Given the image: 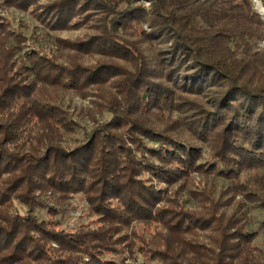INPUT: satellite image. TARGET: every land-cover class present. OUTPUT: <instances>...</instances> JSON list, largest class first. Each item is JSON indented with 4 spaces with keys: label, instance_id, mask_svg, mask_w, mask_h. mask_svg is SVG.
Masks as SVG:
<instances>
[{
    "label": "trees",
    "instance_id": "1",
    "mask_svg": "<svg viewBox=\"0 0 264 264\" xmlns=\"http://www.w3.org/2000/svg\"><path fill=\"white\" fill-rule=\"evenodd\" d=\"M30 8L47 29L29 35L32 50L10 17ZM1 11L0 264H114L106 252L136 243L160 264H264V19L252 0H0ZM47 191L63 207L82 195L95 227L62 233L30 216L43 201L27 195Z\"/></svg>",
    "mask_w": 264,
    "mask_h": 264
},
{
    "label": "rangeland",
    "instance_id": "2",
    "mask_svg": "<svg viewBox=\"0 0 264 264\" xmlns=\"http://www.w3.org/2000/svg\"><path fill=\"white\" fill-rule=\"evenodd\" d=\"M144 6H148V2L142 1ZM253 2V7L255 10H257L263 17L264 19V6L262 5L261 0H252ZM261 5V6H260ZM260 7V8H259ZM33 10V9H32ZM2 15L4 14V11L0 12ZM10 15V14H9ZM11 21L13 23V26H18L21 30H26L27 33H25L27 36H29L33 31H35V34H40L42 31H47L46 26L39 21L38 18L34 16L33 11H31V8L28 9V11H21V10H13L11 12ZM144 29H147L144 26ZM76 31V32H75ZM60 33V32H56ZM61 34V33H60ZM82 31L78 30H73V31H68L63 33V37H74V35L78 36L81 35ZM43 42H45V45L49 47V41L48 39H44L43 37H40L41 35H37ZM61 36V35H60ZM26 44L28 45V49L32 50L34 49V44H35V38L29 36V39L27 40ZM258 45V50L264 49V40L260 41L257 43ZM52 46V44H51ZM51 46L46 50L43 51L46 56H49L50 54L49 51L51 50ZM84 62L85 63H90L93 62V58L91 56H84ZM119 72H121V69H118ZM115 71V69H113ZM121 76L116 77L112 80H109L108 83L112 85L118 84ZM53 87L54 90L56 89L55 87L57 86H49ZM48 90H53L49 88ZM89 93V92H88ZM92 93V92H91ZM62 98H72V105L79 107H85L87 105H90L89 101L91 98H94L92 94L87 95V96H81V95H68L67 93L63 94ZM72 113V116L75 115L73 113V110H70ZM77 118V117H73ZM78 119V118H77ZM84 128H89L90 123L89 121L86 120H80L79 121ZM82 128V127H81ZM83 129V128H82ZM82 129L80 130L79 134L72 138L74 142H77V139L81 136ZM198 176V175H195ZM196 180L198 181L199 178L197 177ZM196 187L199 186V189L202 188V182H200V185H195ZM51 194V191H47L44 194H41L39 192H34L33 194L27 195V198L33 197V196H39L36 197L43 201L42 207L35 209L33 212H31L30 216H35V217H41L44 218L45 221L50 222L48 223L50 225V228H54L56 231H61L62 233L70 232V231H78L80 229L84 230L85 228L89 227H95L96 219H95V214L94 210L90 209V204L85 200V198L82 195H74V197L70 198L69 201H66L68 205L60 206L58 204H55L54 202L48 200L46 201V197ZM18 200V199H17ZM17 200H13L10 202V204H14V208L19 211V213L25 215L28 213L31 209L30 203L31 200L28 199L27 201L24 202H17ZM63 204V203H62ZM183 208H188V206H184ZM59 212V213H58ZM58 214V215H57ZM264 219V210H258V213L255 215L254 219V224H253V229H257L258 227V222ZM98 221V219H97ZM47 224V223H46ZM85 227V228H82ZM140 227V225L137 226V229ZM131 228H124L123 232L127 235L131 233ZM138 232V231H137ZM259 243L256 244L258 246H264V232H260V238H259ZM54 245V244H53ZM139 248L138 243L135 244L134 248L132 249L133 252H129L130 250L128 249H118L113 248L114 252H106L103 256L105 260H109V262H112L114 264H160V262L157 259H150L147 255L140 253V252H134L136 249ZM116 250V251H115ZM51 256L53 253H50ZM145 255V256H144ZM87 260V258H85ZM84 259V260H85ZM3 264H9L7 261Z\"/></svg>",
    "mask_w": 264,
    "mask_h": 264
},
{
    "label": "bare ground",
    "instance_id": "3",
    "mask_svg": "<svg viewBox=\"0 0 264 264\" xmlns=\"http://www.w3.org/2000/svg\"><path fill=\"white\" fill-rule=\"evenodd\" d=\"M261 6V5H260ZM260 8V7H259ZM264 11V10H263Z\"/></svg>",
    "mask_w": 264,
    "mask_h": 264
}]
</instances>
